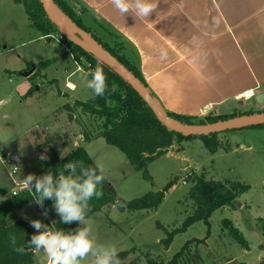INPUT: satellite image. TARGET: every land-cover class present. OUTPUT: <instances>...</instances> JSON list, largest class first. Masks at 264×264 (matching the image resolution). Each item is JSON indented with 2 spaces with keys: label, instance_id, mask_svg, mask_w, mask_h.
Returning a JSON list of instances; mask_svg holds the SVG:
<instances>
[{
  "label": "rangeland",
  "instance_id": "obj_1",
  "mask_svg": "<svg viewBox=\"0 0 264 264\" xmlns=\"http://www.w3.org/2000/svg\"><path fill=\"white\" fill-rule=\"evenodd\" d=\"M65 1L91 31L87 33L89 37L96 36L112 47L115 45L107 26L72 0ZM54 16L63 20L58 14ZM62 44L69 50L61 34L43 39L31 27L23 6L14 0H0V154L19 159L17 180L41 167L40 157L52 150L65 157L75 149L85 148L96 165H103L105 179L115 189L119 201L129 203L173 184L157 211L121 210L113 204L87 219V224L82 223L80 228L92 230L94 251L113 245L118 255L127 254L120 264H169L181 251L184 252L180 264H261L264 261V224L260 223L264 219V126L218 134L220 150L216 154H211L200 138L177 143L167 155L137 171L124 153L99 137L101 122L80 108L74 113L66 110L67 106L75 108L77 101H90L95 94L86 87L85 59L78 70L79 65L65 53ZM125 47L131 53L127 44ZM48 61H51L48 69H37L40 63ZM67 82L75 84L77 91L71 92ZM28 91L32 92L31 96L22 98ZM85 134L92 138L90 145H85L89 143ZM13 150L20 151L23 159ZM195 175H204L210 181L241 183L250 190L235 209L217 211L210 219V230L203 222L196 223L175 236L166 249L162 242L168 233L180 229L195 211L190 198V178ZM14 188L0 161V204L12 196ZM16 215L31 225L33 220L45 226L54 223L35 202L18 209ZM225 220L232 221L243 233L248 249L228 235ZM32 229L36 234L43 231V228ZM40 250L39 263L51 264L44 249H35V254ZM93 259L89 254L80 264H91Z\"/></svg>",
  "mask_w": 264,
  "mask_h": 264
},
{
  "label": "crops",
  "instance_id": "obj_2",
  "mask_svg": "<svg viewBox=\"0 0 264 264\" xmlns=\"http://www.w3.org/2000/svg\"><path fill=\"white\" fill-rule=\"evenodd\" d=\"M72 1L127 44L167 113L194 118L264 114V102H256L264 95V0H152L157 7L146 18L120 13L112 0ZM67 88L77 91L71 82ZM12 152L23 159L20 151ZM42 160L30 174L43 170ZM40 253L34 264H41Z\"/></svg>",
  "mask_w": 264,
  "mask_h": 264
},
{
  "label": "trees",
  "instance_id": "obj_3",
  "mask_svg": "<svg viewBox=\"0 0 264 264\" xmlns=\"http://www.w3.org/2000/svg\"><path fill=\"white\" fill-rule=\"evenodd\" d=\"M53 2L63 11L67 17L80 29L88 34L85 25L77 18L72 11L70 4L65 0H53ZM15 3L24 7L28 16L31 27L36 30L41 37L51 38L56 34H61L60 30L46 16L43 6L39 0H15ZM115 40L112 47L96 36L93 39L109 52L116 60L132 72L147 88V84L139 70L137 62L132 53L128 52L120 37L109 32ZM62 35V34H61ZM69 48V53L73 55L76 63L82 67L83 59L88 64L84 67V72H92L97 65L102 67L106 76V82L109 90L104 96H94L93 99L84 103L77 101L75 108L66 107L70 113H74L76 108L82 109V112L95 121L102 123L101 133L99 137L103 138L110 146L118 148L132 166L137 171L144 170L155 160L167 155L168 151L177 143L189 141L195 137H185L181 134L171 132L160 124L156 119L152 110L147 106L139 94L122 78L106 65L100 63L92 55L84 52L81 48L66 40L62 35ZM121 40L122 42H118ZM51 66V61L40 63L37 69L39 71L46 70ZM91 79V76H89ZM115 85L116 90L111 91V87ZM30 91L26 97H30ZM153 95V94H152ZM154 97V95H153ZM173 120L190 126H207L224 122L235 118L232 116H206L202 118L178 116L168 113ZM218 134L201 137L205 148L211 153L216 154L220 150L217 140ZM86 142H91L92 138L89 134H85ZM69 162H82L83 167H95V163L85 148H78L69 153L66 157H60L55 151H50L45 159L42 160L44 168L35 176L40 177L49 169L54 174L64 171V164ZM81 171V165L77 163V174ZM99 174V170H97ZM67 174V173H66ZM192 187L190 190V198L195 204L194 213L186 219L180 229L168 233V238L162 243L168 249L172 244L175 236L185 233L190 227L196 223L203 222L210 230V219L219 210L235 209L240 198L247 194L250 190L249 186L236 182H217L210 181L204 175L194 176L190 178ZM173 184H169L163 191L149 194L141 199L124 202L117 199L115 189L109 186L105 179L102 185L98 186V190L102 191L99 198L93 197L90 203V210L86 214V220L101 212L109 205L117 204L121 210L129 211H157L165 200L166 194L172 189ZM35 193H22L17 197H10L0 204V264H34L35 248L29 244L31 237L36 235L29 224L16 215V211L31 202H34ZM41 210H47V217L52 219L54 223H48V227L53 230H62L66 233L74 232L80 227L82 222L72 221L67 224L61 223V217L54 207V199L49 198L44 201ZM264 224V219L260 220ZM225 230L241 247L248 249V243L244 235L236 228L232 221L225 220ZM264 227V226H263ZM44 230V229H43ZM210 231L208 232V235ZM15 235L16 245L10 243V236ZM15 247H23L24 251L18 253ZM188 247V246H186ZM183 252L175 256L169 264H180L179 261L183 257ZM127 254H119L120 261L124 260ZM136 264V263H130ZM150 264H155L150 262Z\"/></svg>",
  "mask_w": 264,
  "mask_h": 264
},
{
  "label": "clouds",
  "instance_id": "obj_4",
  "mask_svg": "<svg viewBox=\"0 0 264 264\" xmlns=\"http://www.w3.org/2000/svg\"><path fill=\"white\" fill-rule=\"evenodd\" d=\"M113 6L122 14L133 13L136 17L146 18L156 9L157 5L152 0H112ZM91 76L89 80L88 77ZM86 87L91 89L96 96H104L109 86L102 67L97 65L94 71L84 73ZM116 86L111 87L114 92ZM41 159L45 157L41 156ZM77 163L81 165V171L77 174ZM99 170V174L97 173ZM67 173V174H66ZM105 180L103 165L95 167H83L82 162H69L64 164V171L58 175L51 169L44 175L37 177L29 174L24 178V184L30 190H34L33 200L43 207L46 199H54V207L61 217V223L80 221L87 224L86 214L90 210V201L93 197L102 196L98 186ZM44 215H47L45 210ZM32 227L39 234L33 235L29 244L35 249H44L49 256L51 264H80V261L91 254L94 259L91 264H120L117 248L113 245H105L96 249L95 241L90 235V227L78 228L74 232L66 233L62 230H53L45 226L39 220L32 221ZM10 243L15 246V235L10 236ZM15 251L22 253L23 247H15Z\"/></svg>",
  "mask_w": 264,
  "mask_h": 264
},
{
  "label": "water",
  "instance_id": "obj_5",
  "mask_svg": "<svg viewBox=\"0 0 264 264\" xmlns=\"http://www.w3.org/2000/svg\"><path fill=\"white\" fill-rule=\"evenodd\" d=\"M39 1L43 6L47 18L58 27L61 34L66 38V40L81 48L84 52L92 55L100 63L106 65L126 83H128L152 110L160 124L169 131L181 134L185 137L201 138L215 134L229 133L233 131H240L243 129L264 126V114L237 117L207 126L183 125L173 120L171 117H169L168 113L160 106L155 97H153L149 89L145 85H143V83L132 72H130L101 45H99L91 36L89 37L88 34L84 32L81 33L79 31L81 29L78 28L71 21V19L63 13V11L53 2V0ZM55 11H57L60 16H62L69 22L71 28H68L65 24L55 19V17L53 16V12ZM91 42L96 43L102 51L93 46ZM28 75L29 74H26V76ZM256 102L258 105L263 104L264 95L261 94L257 96ZM261 264H264V261Z\"/></svg>",
  "mask_w": 264,
  "mask_h": 264
},
{
  "label": "built area",
  "instance_id": "obj_6",
  "mask_svg": "<svg viewBox=\"0 0 264 264\" xmlns=\"http://www.w3.org/2000/svg\"><path fill=\"white\" fill-rule=\"evenodd\" d=\"M0 161L6 168L8 175L11 178L13 185L15 186L11 197H17L22 193H31V190L28 186L24 184V182H20L17 180V177L20 174L19 159L14 155H8L7 153H3L0 154Z\"/></svg>",
  "mask_w": 264,
  "mask_h": 264
},
{
  "label": "bare ground",
  "instance_id": "obj_7",
  "mask_svg": "<svg viewBox=\"0 0 264 264\" xmlns=\"http://www.w3.org/2000/svg\"><path fill=\"white\" fill-rule=\"evenodd\" d=\"M54 14H58V17H60L61 19H63L62 21L66 22L67 24H65L64 22H62V21L59 20L58 18H56V17L54 16ZM53 16L55 17V19H57V20L60 21L61 23L65 24L68 28H71L69 22H68L65 18H63L62 16H60L59 13H58L57 11L53 12ZM91 44H92L93 46H95L96 48H98L100 51H102L101 48H100L96 43L91 42ZM105 55H106V54H105ZM69 88H73V89H74V86L70 84V85H69Z\"/></svg>",
  "mask_w": 264,
  "mask_h": 264
}]
</instances>
